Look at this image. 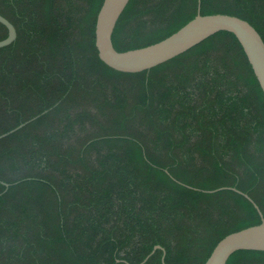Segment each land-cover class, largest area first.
Masks as SVG:
<instances>
[{
    "label": "trees",
    "instance_id": "obj_1",
    "mask_svg": "<svg viewBox=\"0 0 264 264\" xmlns=\"http://www.w3.org/2000/svg\"><path fill=\"white\" fill-rule=\"evenodd\" d=\"M103 2L0 0L17 31L0 49V136L24 124L0 139V264H205L262 223L244 194L264 217V93L236 36L118 72L96 47ZM200 13L264 40V0H201ZM197 14L198 0H131L114 48L159 43Z\"/></svg>",
    "mask_w": 264,
    "mask_h": 264
},
{
    "label": "water",
    "instance_id": "obj_2",
    "mask_svg": "<svg viewBox=\"0 0 264 264\" xmlns=\"http://www.w3.org/2000/svg\"><path fill=\"white\" fill-rule=\"evenodd\" d=\"M131 0H104L96 21V47L99 57L111 69L129 74L149 71L193 49L210 37L228 32L236 36L241 44L255 76L264 93V40L247 21L231 15H201V0H198V14L178 32L165 40L136 50L119 52L113 45V34ZM0 23L8 29V37L0 41V49L12 45L17 39L14 25L0 15ZM24 126L0 136L4 138ZM8 187V185H6ZM241 193V192H240ZM262 217V223L222 239L205 264H228L229 259L239 251L264 252V217L258 205L246 194ZM162 249L156 246L152 252ZM151 256V255H150ZM149 256V257H150ZM149 257L143 262L145 263ZM142 263V264H143Z\"/></svg>",
    "mask_w": 264,
    "mask_h": 264
}]
</instances>
